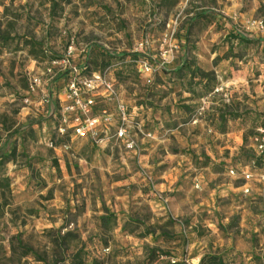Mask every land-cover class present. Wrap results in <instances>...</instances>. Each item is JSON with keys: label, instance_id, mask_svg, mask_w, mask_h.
I'll return each instance as SVG.
<instances>
[{"label": "rangeland", "instance_id": "rangeland-1", "mask_svg": "<svg viewBox=\"0 0 264 264\" xmlns=\"http://www.w3.org/2000/svg\"><path fill=\"white\" fill-rule=\"evenodd\" d=\"M259 20L264 0H0V264H264V186L229 174L264 171ZM70 36L137 151L56 138L53 100L24 103Z\"/></svg>", "mask_w": 264, "mask_h": 264}, {"label": "built area", "instance_id": "built-area-1", "mask_svg": "<svg viewBox=\"0 0 264 264\" xmlns=\"http://www.w3.org/2000/svg\"><path fill=\"white\" fill-rule=\"evenodd\" d=\"M252 25L264 29L261 20ZM75 42V37L70 36L64 54L59 59L48 61L40 73L28 76L24 103H29L32 97L37 96L42 100H53L55 110L48 118L56 138H68L70 141L87 139L97 146L116 141L128 151H137L138 144L130 127L134 118L116 100L109 68L86 76L82 74V69L75 63V57L81 54L89 56L90 49L80 48ZM145 69L150 70L149 67ZM98 101L103 104L102 107H97ZM108 105H113V111ZM258 132L254 142L257 155L261 156L264 154V129L259 128ZM63 146L70 147L68 142ZM229 174L244 182L241 187L244 194L252 192L251 184L264 186V171L256 170L254 161L242 167H230Z\"/></svg>", "mask_w": 264, "mask_h": 264}, {"label": "trees", "instance_id": "trees-1", "mask_svg": "<svg viewBox=\"0 0 264 264\" xmlns=\"http://www.w3.org/2000/svg\"><path fill=\"white\" fill-rule=\"evenodd\" d=\"M101 51L104 54V56H106V52L103 50H101ZM91 52H90L89 56H85V55L81 54V55H76V57H75L76 65H78L82 69V74H84L85 76L89 75L90 73H92L94 71H99V70L104 69V67H101L99 69H93L92 68V66L94 65V61H93V58L91 59V56H92ZM93 57H94V54H93ZM59 58L60 57H57V58L52 57V58H49L48 61H51L54 59H59ZM198 72H199V69H198ZM55 87H56V90H58V87L57 86H55ZM65 139H68V138H65ZM62 144H64V143H62ZM261 156L264 157V154H262ZM218 263H220L218 258H211V260L208 262V264H218ZM160 264H176V263H171L170 261H167V262H162ZM200 264H203V260L200 262Z\"/></svg>", "mask_w": 264, "mask_h": 264}, {"label": "crops", "instance_id": "crops-1", "mask_svg": "<svg viewBox=\"0 0 264 264\" xmlns=\"http://www.w3.org/2000/svg\"><path fill=\"white\" fill-rule=\"evenodd\" d=\"M35 99H36V98H35ZM37 105H38V104H37ZM42 113H43V118H44V113H45V112L42 111ZM128 114H129L131 117H133V118L135 117V113H132V112H129V111H128ZM44 119H45V118H44ZM134 119H135V118H134ZM138 126H139V125H138ZM131 133L133 134L134 132L131 131ZM73 140H76V139H73ZM73 140H71V141H73ZM77 140H78V139H77ZM110 142H111V141H110ZM107 143H108V142H107ZM107 143H106V144H107ZM217 177H218V176H195L194 179H197V182H195V185H194V186L197 187L198 183H202V182H204L205 179H207V180L210 181L212 178L217 179ZM218 186H219V185H218ZM196 207H198V206H196Z\"/></svg>", "mask_w": 264, "mask_h": 264}]
</instances>
